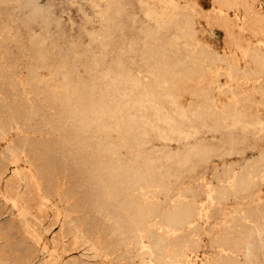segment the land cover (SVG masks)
<instances>
[{"label": "rangeland", "instance_id": "374dc122", "mask_svg": "<svg viewBox=\"0 0 264 264\" xmlns=\"http://www.w3.org/2000/svg\"><path fill=\"white\" fill-rule=\"evenodd\" d=\"M232 1L0 0V264H264V0Z\"/></svg>", "mask_w": 264, "mask_h": 264}, {"label": "bare ground", "instance_id": "6f19581e", "mask_svg": "<svg viewBox=\"0 0 264 264\" xmlns=\"http://www.w3.org/2000/svg\"><path fill=\"white\" fill-rule=\"evenodd\" d=\"M230 1H232V0H230ZM225 3H226V2H225ZM232 3H234V2L232 1ZM235 4H236V3H235ZM244 4H245V3H244ZM228 5H229V4H228ZM227 7H228V6H227ZM235 8H236V7H235ZM147 9H148V8H147ZM230 9H232V8H230ZM148 12H149V11H148ZM128 16H129V14H128ZM256 16H257V15H256ZM261 17H262V16H261ZM257 18H258V17H257ZM170 19H171V17H170ZM172 19H173V18H172ZM162 20H163V19H162ZM123 21H124V20H123ZM257 21H258V20H257ZM257 23H258V22H257ZM51 37H52V36H51ZM35 38H36V37H35ZM72 45H73V44H72ZM99 52H100V51H99ZM73 54H74V53H73ZM77 57H78V56H77ZM235 65H236V64H235ZM255 68H256V67H255ZM208 69H209V68H208ZM227 69H228V68H227ZM237 70H238V69H237ZM211 71H212V70H211ZM217 72H218V71H217ZM226 73H227V72H226ZM140 75H141V74H140ZM240 76H241V75H240ZM242 76H243V75H242ZM89 77H90V76H89ZM244 78H245V77H244ZM257 78H258V77H257ZM206 81H207V80H206ZM256 81H257V80H256ZM260 81H261V80H260ZM242 83H243V82H242ZM259 83H260V82H259ZM251 86H252V85H251ZM84 87H85V86H84ZM197 87H198V86H197ZM178 94H179V93H178ZM263 100H264V98H263ZM180 101H181V99H180ZM261 101H262V99H261ZM90 103H91V102H90ZM241 112H243V111H241ZM243 114H244V113H243ZM258 121H259V120H258ZM246 123H247V122H246ZM167 127H168V126H167ZM88 128H89V127H88ZM9 130H10V129H9ZM203 133H204V132H203ZM0 134H1V133H0ZM1 137H2V135H1ZM3 138H4V137H3ZM112 142H113V141H112ZM10 150H11V149H10ZM263 150H264V149H263ZM10 152H12V150H11ZM12 153H13V152H12ZM6 154H7V153H6ZM196 155H197V154H196ZM8 157H9V156H8ZM195 157H196V156H195ZM198 157H199V156H198ZM14 158H15V157H14ZM197 160H198V159H197ZM194 163H195V162H194ZM191 166H193V164H192ZM254 172H255V171H254ZM252 174H253V173H252ZM226 179H227V178H226ZM233 180H234V179H233ZM230 181H231V180H230ZM231 182H233V181H231ZM229 183H230V182H229ZM205 184H206V183H205ZM227 185H228V184H227ZM229 185H230V184H229ZM248 185L250 186V183H249ZM104 186H105V185H104ZM205 186H207V188H209V187H208L209 185H205ZM135 188H136V187H135ZM205 188H206V187H205ZM205 188H204V189H205ZM229 188H230V186H229ZM247 188H248V187H247ZM212 189H213V188H211V190H212ZM192 190H193V189H192ZM230 190H231V189H230ZM183 191H184V190H183ZM183 191H181V192H182L181 194H183ZM185 191H186V190H185ZM205 191H206V190H205ZM222 191H223V190H222ZM178 192H179V191H178ZM186 192H187L186 194H188V190H187ZM229 192H230V191H229ZM184 193H185V192H184ZM208 193H209V191H208ZM210 193H211V192H210ZM212 193H213V192H212ZM231 193H232V192H231ZM247 193H248V191H247ZM189 194H190V193H189ZM191 194H193V193H191ZM191 194H190V195H191ZM205 194L207 195V192H206V193L204 192V195H205ZM178 195H179L180 198H181V195H180V194H178ZM190 195H189V196H190ZM201 195H202V194H201ZM206 195H205V196H206ZM211 195H212V194H211ZM179 196H177V197H179ZM186 196H187V195H186ZM202 196H203V195H202ZM241 196H242V195H239V197H240V199L238 198L239 200H241ZM191 197H192V195H191ZM194 197H196V196H194ZM212 197H213V196H212ZM244 197L246 198L247 196H244ZM244 197H243V199H245ZM175 198H176V197H175ZM175 198H172V199L177 200V199H175ZM182 198H184V197L182 196ZM197 198H198V197H197ZM223 198H224V197H223ZM256 198H257V197H256ZM172 199H171V200H172ZM178 199H179V198H178ZM190 199H191V198H190ZM207 199H208V200L210 199V196H209V195H208V198H207ZM238 199H237V200H238ZM192 200H193V199H192ZM194 200H195V198H194ZM204 200H205V199H204ZM253 200H254V199H253ZM253 200H252V201H253ZM177 201H179V200H177ZM206 201H207V200H206ZM211 201H212V200H211ZM216 201H217V200H216ZM248 201L250 202V200H248ZM256 201H257V199H256ZM200 202H201V201H200ZM217 202H218V201H217ZM176 203H177V202H176ZM201 203H203V201H202ZM227 203H228V202H227ZM238 203H239V205L241 204V202H239V201H238ZM250 203H251V202H250ZM257 203H258V202H257ZM257 203H256V204H257ZM184 204H185V203H184ZM198 204H199V203H198ZM204 204H205V202H204ZM204 204H201L200 206H203ZM208 204H209V203H207V205H208ZM217 204H218V203H216V205H217ZM212 205H213V204H212ZM197 206H198V205H197ZM200 206H199V207H200ZM171 207H172V206H171ZM199 207H197V209H198ZM204 207H205V206H204ZM212 207H213V206H212ZM222 207H223V205H222ZM238 207H240V206H237V209H238ZM11 208H12V207H11ZM201 208H202V207H201ZM201 208H199V210H200ZM220 208H221V207H220ZM244 208H245V207H244ZM178 209H179V208H177V210H178ZM203 209H204V208H202V210H203ZM241 209H242V208H241ZM204 210H205V209H204ZM210 210H211V209H210ZM134 211H135V210H134ZM222 211H224V210H222ZM222 211H221V212H222ZM235 211H236V210H235ZM135 212H137V211H135ZM193 212H194V211H193ZM203 212H204V211H203ZM210 212H211V214H210V216H211V215H212V211H210ZM210 212H209V213H210ZM232 212H233V211H232ZM255 213H256V212H255ZM201 214H202V213H201ZM206 214H207V213H206ZM263 214H264V213H263ZM108 215H109V214H108ZM115 215H116V214H115ZM188 215H189V214H188ZM199 215H200V214H199ZM202 215H203V214H202ZM204 215H205V213H204ZM257 215H258V213H257ZM105 216H106V215H105ZM113 216H114V215H113ZM165 216H166V215H165ZM197 216H198V215H197ZM197 216H196V217H197ZM205 216H206V215H205ZM194 217H195V216H194ZM211 217H212V216H211ZM109 218H110V217H109ZM203 218H204V216H203ZM206 218H207V217H206ZM212 218H213V217H212ZM105 219H106V218H105ZM198 219H199V218H198ZM112 220L114 221V219H112ZM208 220H209V219H208ZM188 221H189V220H188ZM188 221H187V222H188ZM204 221H205V220H204ZM241 221H242V220H241ZM244 221H245V220H244ZM110 222H111V221H110ZM114 222H115V221H114ZM205 222H206V221H205ZM242 222H243V221H242ZM245 222H246V221H245ZM80 223H81V222H80ZM189 223H191V222H189ZM194 223H195V221H194ZM62 224H63V223H62ZM210 224H211V223H210ZM243 224H244V222H243ZM192 225H194V224H192ZM192 225H191V226H192ZM202 225H203V224H202ZM207 225H209L208 222H207L206 226H207ZM245 225H246V224H245ZM183 226H184V225H183ZM189 226H190V224H189ZM189 226L187 225L186 227H188V229H189ZM164 227H165V224H164ZM181 227H182V226H181ZM201 227H202V226H201ZM207 227H208V226H207ZM253 228H254V227H253ZM261 228H262V227H261ZM176 229H178V228H176ZM182 229H183V228H182ZM184 229H185V228H184ZM192 229H193V227H192ZM210 229H211V228H210ZM75 230H76V229H75ZM114 230H115V229H114ZM159 230H160V229H159ZM206 230H208V229H206ZM213 230H214V229H213ZM249 230H250V229H249ZM71 231H72V230H71ZM137 231H138V230H137ZM141 231H142V230H141ZM160 231H161V230H160ZM162 231H163V230H162ZM181 231H182V230H181ZM181 231H180V232H181ZM187 231H188V230H187ZM203 231H204V228H203ZM72 232H73V231H72ZM78 232H80V231H78ZM119 232H120V231H119ZM142 232H144V231H142ZM178 232H179V231H178ZM178 232L176 231V233H178ZM193 232H194V231H193ZM207 232H208V231H207ZM211 232H212V231H211ZM250 232H251V231H250ZM255 232H256V231H255ZM74 233H75V232H74ZM116 233H117V232H116ZM139 233H140V232H139ZM191 233H192V232H191ZM261 233H262V232H261ZM75 234H76V233H75ZM205 234H206V233H205ZM208 234H209V232H208ZM212 234H214V231H213ZM199 235H200V234H199ZM141 237H142V236H141ZM144 237H145V236H144ZM144 237H143L142 239H144ZM194 237H195V235H194ZM196 237H197V236H196ZM220 237H221V236H220ZM241 237H242V236H241ZM257 237H258V236H257ZM200 238H201V237H200ZM200 238H198V239L201 240ZM247 238H248V237H247ZM250 238H251V237H250ZM258 238H259V237H258ZM258 238H257V239H258ZM192 239H193V238H192ZM217 239H218V237H217ZM261 239H262V238H261ZM215 240H216V239H215ZM129 241H130V240H129ZM142 241H143V240H141L140 242L142 243ZM146 241H147V240H146ZM179 241H180V240H179ZM188 241H189V240H188ZM245 241H246V240H245ZM121 242H122V241H121ZM125 242H126V241H125ZM215 242H217V240H216ZM218 242H219V239H218ZM261 242L263 243V241H261ZM108 243H109V242H108ZM122 243H123V242H122ZM128 243H129V242H128ZM152 243H153V242H152ZM257 243H258V242H257ZM150 244H151V243H150ZM150 244L148 243V245H150ZM199 244H200V243H199ZM201 245H202V244H201ZM210 245H211V244H210ZM236 245H237V244H236ZM243 245H244V244H243ZM245 245H246V244H245ZM248 245H249V244H248ZM263 245H264V244H263ZM263 245H262V246H263ZM125 246H126V245H125ZM144 246H145V245H144ZM249 246H250V245H249ZM259 246H260V245H259ZM262 246H261V247H262ZM126 247H127V246H126ZM183 247H184V246H183ZM186 247H187V246H186ZM188 247H189V246H188ZM193 247H194V246H193ZM193 247H192V248H193ZM204 247H205V246H204ZM235 247H237V246H235ZM244 247H245V246H244ZM143 248H144V247H143ZM146 248H147V247H146ZM194 248H195V247H194ZM196 248L198 249L197 246H196ZM201 248H202V247H201ZM247 248H248V247H247ZM259 248H260V247H259ZM183 249H184V248H183ZM227 249H228V248H227ZM261 249H262V248H260V250H261ZM187 250H188V249H187ZM202 250H203V249H202ZM206 250H207V249H206ZM247 250H248V249H247ZM256 250H257V249H256ZM146 251H147V250H146ZM188 251L190 252V249H189ZM192 251H195V250H192ZM216 251H217V250H216ZM219 251L221 252L222 249L219 250ZM219 251H218V252H219ZM233 251H235V249H234ZM195 252L197 253V250H196ZM195 252H194V253H195ZM198 252H199V251H198ZM204 252H207V251L204 250ZM223 252H224V251H223ZM229 252H230V251H229ZM258 252H259V251H258ZM124 253H125V252H124ZM144 253H145V252H144ZM184 253H185V252H184ZM200 253H202V251H201ZM262 253L264 254V250H262ZM188 254H189V253H188ZM215 254H216V256H217V253H215ZM247 254H248V253H247ZM146 255H148V254H146ZM186 255H187V254H186ZM190 255H191V254H190ZM201 255H202V254H201ZM221 255H222V253H221ZM229 255H230V254H229ZM235 255H236V254H235ZM243 255L246 256L244 253H243ZM122 256H123V255H122ZM151 256H152V255H151ZM191 256H192V255H191ZM193 256H194V255H193ZM193 256H192V257H193ZM204 256H205V255H204ZM224 256H226V255H224ZM222 257H223V256H222ZM228 257H229V256H228ZM228 257H227V258H228ZM235 257H236V256H235ZM239 257H242V256H239ZM261 257H262V256H261ZM138 258H139V257H138ZM141 258H142V257H141ZM181 258H183V257H181ZM187 258H188V257H187ZM189 258H190V257H189ZM223 258H224V257H223ZM225 258H226V257H225ZM227 258H226V259H227ZM231 258H232V257H230V259H231ZM247 258H248V257H247ZM193 259H194V258H193ZM228 259H229V258H228ZM232 259L234 260V258H232ZM237 259H238V258H237ZM237 259H236V261H237ZM151 260H152V258H151ZM183 260H184V259H183ZM188 260H189V259H188ZM214 260H215V259H214ZM241 260H242V258H241ZM263 261H264V259H263ZM188 262H189V261H188ZM231 262H232V260H231ZM242 262H243V261H242ZM242 262H241V263H242ZM140 263H141V262H140ZM200 263H201V262H200ZM243 263H244V262H243ZM149 264H151V261H150ZM181 264H182V263H181ZM191 264H192V263H191ZM193 264H194V263H193ZM216 264H217V263H216ZM238 264H239V263H238Z\"/></svg>", "mask_w": 264, "mask_h": 264}]
</instances>
